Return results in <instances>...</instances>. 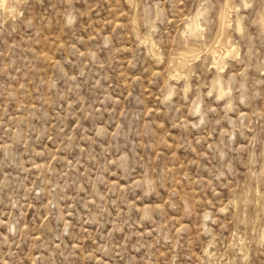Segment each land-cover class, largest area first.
Segmentation results:
<instances>
[{"label": "rangeland", "instance_id": "1", "mask_svg": "<svg viewBox=\"0 0 264 264\" xmlns=\"http://www.w3.org/2000/svg\"><path fill=\"white\" fill-rule=\"evenodd\" d=\"M0 5V264H264V0Z\"/></svg>", "mask_w": 264, "mask_h": 264}, {"label": "bare ground", "instance_id": "2", "mask_svg": "<svg viewBox=\"0 0 264 264\" xmlns=\"http://www.w3.org/2000/svg\"><path fill=\"white\" fill-rule=\"evenodd\" d=\"M6 1H7V0H6ZM6 1H5V0H2V1H0V2L2 3L3 6H5V5H6ZM0 6H1V5H0ZM5 8H6V7H5ZM6 9H7V8H6ZM224 19H225L226 22H229V23H230V19H229V17H228L227 15L224 16ZM225 21H224V23H225ZM225 24H226V23H225ZM226 25L228 26V24H226ZM226 25H225V26H226ZM187 27H188V31L191 32V34H193L194 36H197V37H198V36L201 35V33H202L201 26H200V24H199L198 22L196 23V21H192L189 25H187ZM238 30H240V31L242 30L240 24L238 25ZM193 50H194V49H193ZM213 50H214V49H213ZM213 50H212V53H213ZM215 50H217V49H215ZM228 50H229V49H228ZM217 52H218V50L215 51L216 55H213V56H217V54H218ZM182 53H183V52H181V54H182ZM192 53H193V52H192ZM192 53H191V54H192ZM215 53H214V54H215ZM181 54H180V55H181ZM184 54H185V53H184ZM184 54H183V55H184ZM188 54H189V53H188ZM191 54H190V55H191ZM186 55H187V54H186ZM186 55H185V56H186ZM190 55H189V56H190ZM195 55H196V54H195ZM195 55H193V56H195ZM220 55H222V54H220ZM225 55H226V57H228V56L230 55V51H227V53H226ZM177 56H178V57H182V56H179V55H177ZM218 56H219V55H218ZM218 56H217V58L215 57V59H217V61L219 62V60H218ZM222 56H224V53H223ZM191 57H192V56H191ZM191 57H189V58L187 57L186 60H188V59L190 60ZM226 57H224V59H225ZM222 58H223V57H221L220 60H221ZM177 59H178V58H177ZM177 59H176V60H177ZM179 59H180V58H179ZM179 59H178V60H179ZM213 59H214V58H213ZM192 60H193V59H192ZM184 61H185V60H184ZM177 62H178V61H176L175 63H177ZM180 62H181V60H180ZM186 62H188V61H186ZM221 62L223 63V61H221ZM175 63H174V66H175ZM181 63H182V62H181ZM190 63H191V62H190ZM190 63H189V66H190ZM215 63H216V62H215ZM217 64H218V63H217ZM176 65H177V64H176ZM179 65H180V64H179ZM182 65H184V63H183ZM187 65H188V64H187ZM218 66H219V64H218ZM218 66H217V67H218ZM175 67H176V66H175ZM178 67H179V66H178ZM184 67H185V66H184ZM182 68H183V67H182ZM186 68H187V67H186ZM221 69H222V68H221ZM177 70H178V68H177ZM179 70H180V69H179ZM179 70H178V71H179ZM184 70H185V68H184ZM171 72H173V71H171ZM174 72H176V71H174ZM177 73H180V72H177ZM171 74H172V73H171ZM180 74H181V73H180ZM180 74H179V75H180ZM183 74H184V73H183ZM174 75H175V74H174ZM172 76H173V74H172ZM175 76H177V75H175ZM172 78H173V77H172ZM221 80H222V79H221ZM221 80H220V82H221ZM217 81H218V80H217ZM220 82H216V83H218V85H220ZM216 83H215V85H216ZM215 85H214V86H215ZM221 86H222V85H221ZM218 88H219V87H218ZM218 90H219V89H218ZM222 92H223V91L221 90V93H222ZM220 95H221V94H220ZM197 105H198V104H197ZM198 107H199V106H198ZM196 109L199 110L198 108H196ZM262 230H263V229H262ZM262 234H264L263 231H262ZM262 234H261V235H262ZM263 237H264V236H263ZM262 240H263V238H262Z\"/></svg>", "mask_w": 264, "mask_h": 264}]
</instances>
